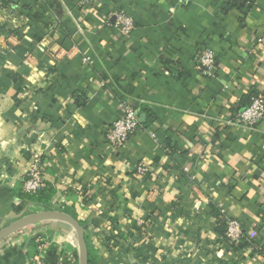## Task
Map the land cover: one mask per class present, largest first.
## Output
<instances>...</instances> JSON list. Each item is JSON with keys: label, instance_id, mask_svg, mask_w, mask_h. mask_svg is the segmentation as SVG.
Listing matches in <instances>:
<instances>
[{"label": "crops", "instance_id": "1", "mask_svg": "<svg viewBox=\"0 0 264 264\" xmlns=\"http://www.w3.org/2000/svg\"><path fill=\"white\" fill-rule=\"evenodd\" d=\"M117 10L133 17L127 37ZM253 92L264 0H0V229L57 208L82 225L91 264H264V119L233 122ZM121 100L141 127L115 151L105 133ZM35 153L49 190L32 197L21 179ZM224 217L245 248L223 242ZM62 226L33 230L49 260L74 264ZM33 240L24 227L1 239L0 264H27Z\"/></svg>", "mask_w": 264, "mask_h": 264}, {"label": "built area", "instance_id": "2", "mask_svg": "<svg viewBox=\"0 0 264 264\" xmlns=\"http://www.w3.org/2000/svg\"><path fill=\"white\" fill-rule=\"evenodd\" d=\"M98 1L100 0H76L77 5L81 7ZM113 15L115 19L113 26L121 35L129 36L135 26L133 17L124 10H117ZM262 41L261 38L258 39L259 43ZM215 62V53L211 48L203 47L199 49L196 57L197 67L202 68L207 75H212ZM119 107L121 115L114 119L105 133L107 143L115 151L120 150L129 137L141 127L140 113L134 105L128 100H121ZM263 119L264 93H258L251 95L249 104L237 113L233 122L246 129L253 130ZM138 170L143 172L144 168L139 167ZM48 187L40 156L35 153L31 158L28 170L21 179V190L24 194L36 195ZM222 219L225 225L222 236L223 242L227 243L232 249L239 246L245 248L246 235L242 223L236 218L224 217ZM28 226H25L24 229L28 235L34 237L32 241L34 251L28 256L27 264H72V259L67 254L63 255L62 252L57 254L53 260H49L46 255L47 246H45L43 240L36 236L37 233H34Z\"/></svg>", "mask_w": 264, "mask_h": 264}, {"label": "water", "instance_id": "3", "mask_svg": "<svg viewBox=\"0 0 264 264\" xmlns=\"http://www.w3.org/2000/svg\"><path fill=\"white\" fill-rule=\"evenodd\" d=\"M42 220H57L70 225L76 236L78 247V264H88V252L84 239V229L75 217L64 211L50 209L25 215L0 229V240L15 232L16 230H19L20 228Z\"/></svg>", "mask_w": 264, "mask_h": 264}, {"label": "rangeland", "instance_id": "4", "mask_svg": "<svg viewBox=\"0 0 264 264\" xmlns=\"http://www.w3.org/2000/svg\"><path fill=\"white\" fill-rule=\"evenodd\" d=\"M50 209H55V208H49L47 210H50ZM56 210H58V209L56 208ZM55 223H59L60 224V227H57ZM62 225L67 226V227L69 226L67 223L62 222V221H57V220H42V221H39V222H35L32 225L30 224V226L28 228H30L31 230L37 229V231H39V232L42 231L43 233H47L49 231L52 235L56 234V235H59V237H66L68 231L67 230H64L62 228L63 227ZM71 231L73 232V236L76 237L74 230L72 229ZM73 243H74L75 251H78L76 239L73 240ZM74 264H78V256H76V259H75V263Z\"/></svg>", "mask_w": 264, "mask_h": 264}, {"label": "trees", "instance_id": "5", "mask_svg": "<svg viewBox=\"0 0 264 264\" xmlns=\"http://www.w3.org/2000/svg\"><path fill=\"white\" fill-rule=\"evenodd\" d=\"M259 92H253L252 93V95H254V94H258ZM250 97H251V95H250ZM249 104V103H248ZM247 104V105H248ZM246 105V106H247ZM245 106V107H246ZM244 107V108H245ZM136 108L138 109V111H139V113H141L140 112V109H139V107L138 106H136ZM49 190V187L46 189V190H43V191H40L39 193H37L36 195H29V196H34V197H36V196H38L39 194H41V193H44V192H46V191H48ZM84 239H85V237H84ZM85 242H86V239H85ZM246 242V241H245ZM86 247H87V252H88V264H91V255H90V251H89V249H88V245H87V242H86ZM240 247V246H239ZM242 247V246H241ZM62 254L64 255V254H66L64 251L62 252Z\"/></svg>", "mask_w": 264, "mask_h": 264}]
</instances>
